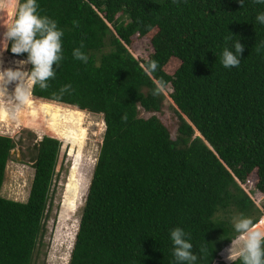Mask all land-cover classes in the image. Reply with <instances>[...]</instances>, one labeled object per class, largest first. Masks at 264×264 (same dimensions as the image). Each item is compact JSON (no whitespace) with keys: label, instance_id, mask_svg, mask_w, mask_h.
<instances>
[{"label":"trees","instance_id":"16d2710c","mask_svg":"<svg viewBox=\"0 0 264 264\" xmlns=\"http://www.w3.org/2000/svg\"><path fill=\"white\" fill-rule=\"evenodd\" d=\"M38 3L40 14L57 20L64 31V58L59 68L53 65L56 76L49 87L36 85L31 94L102 114L105 122L68 264H174L169 234L176 227L189 234L199 264H233L217 263L238 236L223 215L258 221L261 211L242 184L252 179L264 193V26L255 19L264 5L253 0L242 7L238 0ZM137 37L150 41L147 60L130 50ZM228 37L244 45L238 68H224L220 60ZM81 45L87 64L72 54ZM6 53L27 56L10 47ZM172 60L179 64L169 74L165 68ZM148 61L158 64L150 75L141 67ZM156 80L166 83V91L154 96ZM166 107L177 118L174 137L156 115H139L140 109L158 113ZM15 145L0 135V264H33L62 143L43 136L33 144L34 175L25 202L1 195Z\"/></svg>","mask_w":264,"mask_h":264},{"label":"clouds","instance_id":"9594fccd","mask_svg":"<svg viewBox=\"0 0 264 264\" xmlns=\"http://www.w3.org/2000/svg\"><path fill=\"white\" fill-rule=\"evenodd\" d=\"M174 2L179 3V0ZM238 2L242 7L244 0ZM253 2L264 5V0ZM39 9L38 0H22L16 8L13 20L8 24H0V29H3L0 32V52L10 47L11 53L17 56L27 54L25 59L20 58L17 61L15 68H0V91H8V84L18 82L14 92L22 106L27 102L32 87L36 85L41 89L49 87L48 81L55 78L56 68H59L64 58L62 48L64 31L58 26L57 20L41 15ZM255 19L257 24L264 26V11L258 12ZM73 25L79 26L77 21H73ZM82 48L83 45L75 48L72 54L74 59L87 64L89 57L81 50ZM243 50L244 45L239 39L233 42L230 37L226 38V46L220 56L223 67L238 68ZM25 65L31 67L25 70ZM141 67L150 75L157 70L158 64L148 61ZM153 83L154 96L166 91V83L163 80H156ZM70 88V84L65 85L61 92ZM231 224L238 236L235 240L229 237L231 245L227 249V259L233 264L237 261L240 264H264V221L257 222L248 216L235 215L231 219ZM169 238L172 242L174 264H199L200 257L193 251L189 234L183 228L176 227L170 230Z\"/></svg>","mask_w":264,"mask_h":264},{"label":"rangeland","instance_id":"374dc122","mask_svg":"<svg viewBox=\"0 0 264 264\" xmlns=\"http://www.w3.org/2000/svg\"><path fill=\"white\" fill-rule=\"evenodd\" d=\"M3 2L4 0L0 2V5H3ZM130 50L136 57L144 60H147L152 53L150 41L145 37L135 38L130 46ZM4 56L5 65H3L2 68L13 67L12 64H7L12 62V56L7 54L6 51ZM178 64L176 60H172L165 70L169 74H172L178 67ZM24 68L27 70L28 65H25ZM17 84L18 82L15 81L8 84V91H1L0 93L2 106H4L12 116H15L17 111L22 107L15 97L14 90ZM29 91L31 93V89ZM84 114L85 120L83 121V126L87 130V136L75 172L76 179L79 176L78 179L81 183L80 195L77 200V209L70 214L64 213L67 216L63 215V212L67 210L64 205L67 191L66 185L69 182L71 175L70 171H72V167L75 163V154L72 155L70 152V144H64L58 139L62 145L56 166L55 179L50 192V205L45 220V233L35 253L33 264H68L69 262L75 241V237L73 236H76L79 227L82 209L92 180L94 167L105 131V122L102 114H95L88 111H84ZM152 114L156 115L168 126L172 137L177 134V118L171 108L166 107L158 113H147L142 109L139 111L141 117H149ZM5 124L6 123H0V135L14 139L16 145L6 165L1 195L7 199L25 202L27 201L34 175L32 160L34 156L33 144L39 140V138L48 135H39L28 128H16L13 124ZM235 215L238 214L229 212L223 216L232 219ZM230 245L231 244L224 248V254L219 255L217 263L232 262L227 259V249Z\"/></svg>","mask_w":264,"mask_h":264},{"label":"bare ground","instance_id":"6f19581e","mask_svg":"<svg viewBox=\"0 0 264 264\" xmlns=\"http://www.w3.org/2000/svg\"><path fill=\"white\" fill-rule=\"evenodd\" d=\"M2 1L0 0V2ZM17 3L18 0H4L3 6L0 7V24H8L13 20ZM2 31L3 29H0V32ZM4 53L5 51L0 52V68L5 65ZM12 59L11 63H6L16 67L20 58L12 57ZM84 111L74 106L34 97L29 91L27 102L17 111L15 116H12L2 106L0 100V123L13 124L16 128H28L39 135L53 136L64 144H70V152L72 155L75 154V163L72 171H70L69 182L66 185L67 191L64 205L67 210L63 212V215L70 214L77 209V200L80 195L81 183L78 179L79 176L77 177L78 180L76 179L75 172L87 136V130L83 126V121L85 120Z\"/></svg>","mask_w":264,"mask_h":264},{"label":"built area","instance_id":"2783aa9c","mask_svg":"<svg viewBox=\"0 0 264 264\" xmlns=\"http://www.w3.org/2000/svg\"><path fill=\"white\" fill-rule=\"evenodd\" d=\"M242 187L261 211V216L257 222L264 221V193L255 186L254 180L252 179H247L245 183L242 184Z\"/></svg>","mask_w":264,"mask_h":264},{"label":"water","instance_id":"95a60500","mask_svg":"<svg viewBox=\"0 0 264 264\" xmlns=\"http://www.w3.org/2000/svg\"><path fill=\"white\" fill-rule=\"evenodd\" d=\"M18 4V3H17ZM14 58H16V57H14ZM50 137H52V136H50ZM42 138H39V140H41ZM11 155H12V152H11Z\"/></svg>","mask_w":264,"mask_h":264}]
</instances>
